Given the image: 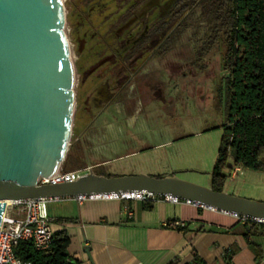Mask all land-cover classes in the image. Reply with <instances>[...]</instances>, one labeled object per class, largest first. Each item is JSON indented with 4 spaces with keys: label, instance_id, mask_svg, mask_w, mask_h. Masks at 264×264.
Here are the masks:
<instances>
[{
    "label": "water",
    "instance_id": "1",
    "mask_svg": "<svg viewBox=\"0 0 264 264\" xmlns=\"http://www.w3.org/2000/svg\"><path fill=\"white\" fill-rule=\"evenodd\" d=\"M62 0H0V218L4 200L150 192L264 221V201L176 175H105L39 182L67 151L74 111L73 66Z\"/></svg>",
    "mask_w": 264,
    "mask_h": 264
},
{
    "label": "rangeland",
    "instance_id": "2",
    "mask_svg": "<svg viewBox=\"0 0 264 264\" xmlns=\"http://www.w3.org/2000/svg\"><path fill=\"white\" fill-rule=\"evenodd\" d=\"M62 2L65 13L64 32L73 66L74 111L68 140L69 153L72 157L78 160L81 167L93 165L91 168L93 172L105 175L139 172L159 176L173 174L209 186L212 167L221 145L227 101L222 88L216 89L214 71L218 70L220 55L218 49L214 48L202 58V60L207 59L205 64L203 63L204 69L198 65L199 61L195 62L198 58L196 53L209 31L208 21L199 14V8L194 5V1L189 0L190 9L179 33L162 46V53L157 55L155 63L160 71L166 66L177 71L180 67L191 70V77L186 80L187 83L185 82V86L189 87L186 98H184L185 92L180 90L183 81L182 84L180 81H175L172 104L167 107L171 113H168L155 98L141 105L142 110L138 115L141 127L136 131L138 141L124 149L127 152H134L109 160L100 166L94 165L105 157L106 146L103 136L109 130L124 128V122L119 115L118 102L112 103L110 112L105 101H102L104 104L100 106L94 102L92 96H89L87 103L91 106L88 108L91 120L82 131L84 133L81 142L75 140L74 135L78 131L79 122V110L75 111V106L82 77L79 64L85 67L92 62L94 44L89 42L78 54V39L82 37L87 27L82 24V20L88 17L87 2L85 0H62ZM92 82L94 77H87L83 86L85 90H88ZM129 118L132 117H128V124H130ZM136 128L135 125L134 129ZM93 135L96 137L93 138ZM165 139H168L169 143L153 146V143ZM228 164H232V158L229 159ZM59 168L63 169L62 162ZM66 169L77 168L67 165ZM226 188L228 193L264 201V170L240 167L234 175L227 177ZM63 200L64 198L51 200L48 207L54 214L69 216L71 211L57 206Z\"/></svg>",
    "mask_w": 264,
    "mask_h": 264
},
{
    "label": "crops",
    "instance_id": "3",
    "mask_svg": "<svg viewBox=\"0 0 264 264\" xmlns=\"http://www.w3.org/2000/svg\"><path fill=\"white\" fill-rule=\"evenodd\" d=\"M121 131L109 130L106 138L118 139ZM167 143L169 140L165 139L153 146ZM118 146L112 151L105 148L103 164L134 152ZM239 169L234 167L231 176ZM223 190L228 192L226 182ZM142 202H149L152 207L143 208ZM57 206L71 214L59 216L48 207L51 226L54 231L66 230L68 252L80 264H185L191 261L193 249L206 264H264V235L248 237L260 248L261 256L255 257L246 242L243 222L230 213L184 201L128 202L96 197L64 198ZM171 219L185 221L186 228L165 226ZM232 244L238 250L226 259L224 250Z\"/></svg>",
    "mask_w": 264,
    "mask_h": 264
},
{
    "label": "flooded vegetation",
    "instance_id": "4",
    "mask_svg": "<svg viewBox=\"0 0 264 264\" xmlns=\"http://www.w3.org/2000/svg\"><path fill=\"white\" fill-rule=\"evenodd\" d=\"M85 1L88 17L82 20V24L87 27L78 39V54L86 44L93 42L94 57L85 67L79 64L82 77L77 92L80 108L75 140L81 142L84 133L82 131L91 120L87 99L92 96L94 102L100 106L105 101L110 112L112 103H119V115L123 119L124 128L118 133V139H109L104 135V143L111 151L118 144H121L122 149H127L138 141L136 131L141 127L138 116L142 110L141 105L155 98L171 113L167 107L172 104L175 81H180V84L183 81L180 90L185 92L186 98L189 87L185 84L191 77V70L180 67L177 71L166 66L160 71L155 63L157 55L162 53V46L179 33L190 9L189 0ZM193 1L196 5V1ZM202 45L196 53L198 58L195 62L199 61L198 65L204 69L203 63L207 59L202 58L207 53ZM214 74L217 89L220 88L223 77L229 76V71L221 65L220 55L218 70ZM89 76L94 77V82L85 90L83 86ZM129 116L132 117L129 118L130 124ZM103 163L102 159L94 166Z\"/></svg>",
    "mask_w": 264,
    "mask_h": 264
},
{
    "label": "trees",
    "instance_id": "5",
    "mask_svg": "<svg viewBox=\"0 0 264 264\" xmlns=\"http://www.w3.org/2000/svg\"><path fill=\"white\" fill-rule=\"evenodd\" d=\"M195 1L200 15L208 21L209 32L202 49L208 54L217 48L221 65L229 71L220 86L227 101L226 119L209 183L212 189L221 191L234 167L264 170V0ZM75 107V111L79 110L78 101ZM69 144L62 160L63 170L67 165L81 167L69 153ZM142 203L143 208L152 207L149 202ZM243 224L247 244L255 257H260V248L248 237L264 235V222L248 219ZM68 244L69 236L62 228L53 232L46 249H36L30 239H19L12 248L16 256L30 264H80L69 254ZM237 250L238 246L232 244L224 250L223 257L229 259ZM185 264L206 262L193 249L191 261Z\"/></svg>",
    "mask_w": 264,
    "mask_h": 264
},
{
    "label": "built area",
    "instance_id": "6",
    "mask_svg": "<svg viewBox=\"0 0 264 264\" xmlns=\"http://www.w3.org/2000/svg\"><path fill=\"white\" fill-rule=\"evenodd\" d=\"M91 170V166H84L73 170H63L57 168L55 172L46 177H40L42 183H58L63 181H73L80 175ZM92 197L101 199H119V200H141V201H171L179 202L181 200L169 195H158L150 192H132V193H106L98 194ZM56 198H25L16 200H4V208L0 218V264H30L22 260L13 251V245L19 239H30L36 249L42 250L49 247L52 242L53 228L51 226V217L48 214V203ZM80 199V198H79ZM1 202V201H0ZM196 205V204H194ZM126 207V205H125ZM131 214L130 210L128 211ZM242 222L251 219L256 222H264L258 219L246 216H238ZM165 226L175 229L184 227L185 221L171 219L164 223Z\"/></svg>",
    "mask_w": 264,
    "mask_h": 264
}]
</instances>
